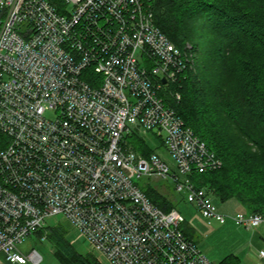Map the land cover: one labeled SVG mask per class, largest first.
<instances>
[{
    "label": "built area",
    "instance_id": "obj_1",
    "mask_svg": "<svg viewBox=\"0 0 264 264\" xmlns=\"http://www.w3.org/2000/svg\"><path fill=\"white\" fill-rule=\"evenodd\" d=\"M192 48L161 31L147 0H0V264H40L21 246L58 215L110 264H215L143 177L170 179L209 224L264 226V213L220 212L193 180L223 160L169 103L196 67ZM140 130L161 140L147 156L127 140Z\"/></svg>",
    "mask_w": 264,
    "mask_h": 264
},
{
    "label": "trees",
    "instance_id": "obj_2",
    "mask_svg": "<svg viewBox=\"0 0 264 264\" xmlns=\"http://www.w3.org/2000/svg\"><path fill=\"white\" fill-rule=\"evenodd\" d=\"M147 1L161 31L180 48L192 43L201 59L197 71L186 70L172 86L181 99L169 97L185 124L223 160L221 168L193 180L223 201L236 198L248 212L264 213V0ZM7 139L0 130V150ZM135 149L146 156L153 151L143 139ZM145 193L163 210L174 208L158 189ZM67 234L61 224L49 227L61 264H101L79 253ZM219 264L241 263L231 254Z\"/></svg>",
    "mask_w": 264,
    "mask_h": 264
},
{
    "label": "rangeland",
    "instance_id": "obj_3",
    "mask_svg": "<svg viewBox=\"0 0 264 264\" xmlns=\"http://www.w3.org/2000/svg\"><path fill=\"white\" fill-rule=\"evenodd\" d=\"M181 48L184 49V47ZM200 60V57L196 60V67L194 68L195 71L200 68ZM141 139H143L152 150L157 149V147L161 144L160 138L150 131L140 130L139 133L136 132L127 138L128 142L134 147L139 146ZM163 151V148H158V152L170 165L171 171H177L174 161ZM138 183L143 190L149 187L156 188L164 194L170 196L173 202V207L179 210L185 218L183 228L186 232L192 235L194 241L215 264H219L222 259L231 254L240 257L241 253L242 256H244L246 251H250V253H252L254 260L257 258L258 254L261 255L260 248L262 246V242L258 238H255L256 236L253 237V234L258 233L260 228L257 227L253 229V233V230L247 231L245 230L246 228L243 229V227L242 229L244 231L239 234L238 230H234L238 228V225H236L229 218L224 224L217 222L209 224L208 220L202 216L196 206L186 200L185 193H180L175 190L174 184L170 179L143 177L138 180ZM208 189L211 193H213L212 189ZM211 196L217 209L225 215H234L240 210H246L241 209L243 205L236 198L223 201L214 194ZM56 224H61L64 227L68 233V238L76 245L79 253L82 255L92 254L100 261L101 264H110L103 256L90 248L80 232L74 228L71 221L63 215L50 218L47 221L46 227L40 230L43 232L42 237L45 236L46 239L43 240V238L38 235V231L36 234H33L26 239V242L21 246L22 251L25 254H28L32 249H37L43 256V260L40 264H61L54 254L55 251L53 244L48 239L49 227ZM28 264L33 263L30 262Z\"/></svg>",
    "mask_w": 264,
    "mask_h": 264
},
{
    "label": "crops",
    "instance_id": "obj_4",
    "mask_svg": "<svg viewBox=\"0 0 264 264\" xmlns=\"http://www.w3.org/2000/svg\"><path fill=\"white\" fill-rule=\"evenodd\" d=\"M241 209H245L243 206H242V208ZM240 211H242V210H240ZM243 211H247V210H243ZM248 212V211H247ZM222 224H224V223H222ZM235 225V224H234ZM236 226V225H235ZM232 227V226H231ZM238 228H236V229H234V230H238V233L239 234H241L242 233V231H244L243 229H245V228H243V227H241V226H237ZM243 228V229H242ZM258 228H260L259 229V231H258V233H256V234H253V237H255V238H258L261 242H262V246H261V248H260V252L261 251H264V226H259ZM245 230H249V229H245ZM253 233H254V230H253ZM200 248V247H199ZM201 249V248H200ZM202 250V249H201ZM203 252V251H202ZM204 253V252H203ZM205 254V253H204ZM206 255V254H205ZM207 256V255H206ZM209 258V257H208ZM239 259H240V263L241 264H264V258L263 257H261V255L260 254H258L257 255V258H255V260H254V258H253V256H252V253H250V251H246V253H244V256H242V254L240 253V257H239Z\"/></svg>",
    "mask_w": 264,
    "mask_h": 264
},
{
    "label": "bare ground",
    "instance_id": "obj_5",
    "mask_svg": "<svg viewBox=\"0 0 264 264\" xmlns=\"http://www.w3.org/2000/svg\"><path fill=\"white\" fill-rule=\"evenodd\" d=\"M156 22V21H155ZM188 45H191L193 48H192V52L194 53V57H195V59H196V54H195V48H194V45L192 44V43H188L186 46H185V48L188 46ZM184 48V49H185ZM197 60V59H196ZM197 62V61H196ZM169 188V187H168Z\"/></svg>",
    "mask_w": 264,
    "mask_h": 264
},
{
    "label": "water",
    "instance_id": "obj_6",
    "mask_svg": "<svg viewBox=\"0 0 264 264\" xmlns=\"http://www.w3.org/2000/svg\"><path fill=\"white\" fill-rule=\"evenodd\" d=\"M164 82H166V79H164Z\"/></svg>",
    "mask_w": 264,
    "mask_h": 264
}]
</instances>
